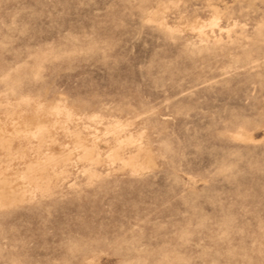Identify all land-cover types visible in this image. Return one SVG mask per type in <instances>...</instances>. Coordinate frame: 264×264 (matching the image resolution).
I'll list each match as a JSON object with an SVG mask.
<instances>
[{
	"label": "rangeland",
	"instance_id": "374dc122",
	"mask_svg": "<svg viewBox=\"0 0 264 264\" xmlns=\"http://www.w3.org/2000/svg\"><path fill=\"white\" fill-rule=\"evenodd\" d=\"M0 264H264V0H0Z\"/></svg>",
	"mask_w": 264,
	"mask_h": 264
}]
</instances>
